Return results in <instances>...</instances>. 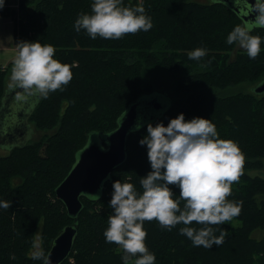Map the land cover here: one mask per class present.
Segmentation results:
<instances>
[{
    "label": "trees",
    "instance_id": "trees-1",
    "mask_svg": "<svg viewBox=\"0 0 264 264\" xmlns=\"http://www.w3.org/2000/svg\"><path fill=\"white\" fill-rule=\"evenodd\" d=\"M92 2L20 0L21 16H17L15 9L8 10L14 17L16 44L37 39L52 43L56 46L55 58L67 63L78 61V66L72 69L73 79L64 90L57 89L47 98L40 97L28 117V122L37 128L57 125V132L38 142L15 146L8 155L0 156V199L11 202L9 208H0V264L43 263L42 259L28 256L35 239L34 228L40 221L45 255L58 232L66 225L76 224L72 250L61 264H123V249L106 242L103 235L112 214L107 188L117 179H130L142 191L140 177L151 168L147 148L139 140L147 134L149 122L155 125L163 121L167 125L170 118L181 112L186 119L211 118L222 138L235 137L239 141L246 153L244 169L259 166L264 155V150L257 153L263 146L264 135L255 132L250 119L252 111L248 109L255 100L261 104L264 93L212 94L210 89H226L264 79V46L255 59H250L247 52H240L220 62L214 60L217 56L211 51L232 48L226 42L227 34L235 24L241 23L234 11L223 3L196 0H124L126 5L144 4L153 20L152 29L127 33L120 39L99 36L91 39L83 29L75 31L73 24L81 11L91 12ZM26 6H32L33 10ZM6 13L5 7L0 9V16ZM255 31L264 34V28ZM200 46L208 49L207 55L199 60L190 59L188 52ZM171 70L177 78V90L186 93L178 100L170 99L156 119L147 120L128 135L126 158L113 169L98 193L99 199L81 196V211L76 219L69 217L54 190L71 169L77 152L86 145L89 133L106 135L113 131L127 108L144 95L156 92L161 98L167 96L165 91L154 90L151 77ZM5 73V69H0V104ZM197 88L201 91L191 92ZM65 101H69L67 106ZM153 111L149 107L141 117ZM16 175L23 181L14 186L11 178ZM251 183L244 192L232 184L228 199L243 201L242 211L235 217L242 220L241 228L210 249L193 246L191 240L181 235L182 223L169 231L156 220L145 221L146 242L156 253V264L172 263L169 248L178 250L184 264H264V239L254 240L248 234L253 228L264 227V179ZM171 187L179 195L180 189ZM213 227L219 235L224 225Z\"/></svg>",
    "mask_w": 264,
    "mask_h": 264
},
{
    "label": "clouds",
    "instance_id": "clouds-1",
    "mask_svg": "<svg viewBox=\"0 0 264 264\" xmlns=\"http://www.w3.org/2000/svg\"><path fill=\"white\" fill-rule=\"evenodd\" d=\"M5 3L6 0H0V9ZM210 3L220 4L225 0H210ZM233 3V11L241 23L228 32L226 42L236 44L250 59H255L264 45V36L253 34L254 29L264 28V0L254 3L233 0ZM252 14H255L254 19H245ZM73 27L77 32L83 29L91 39L97 36L120 39L127 33L149 31L153 20L142 2L126 5L124 0H93L91 12L78 13ZM55 53L56 46L52 43H42L39 39L19 41L9 87H18L24 93L43 98L57 89L63 91L73 79L72 69L78 66V61L62 62L55 58ZM207 53L208 49L200 46L190 50L188 55L190 59L199 60ZM68 103L65 101V106ZM141 126L137 123L134 127L138 130ZM139 143L147 148L151 170L140 177L142 191L130 179L113 182L109 201L112 214L108 216V226L103 232L106 242L123 249V264H156V253L146 242L145 221L156 220L169 231L182 223L184 226L179 228V233L191 240L193 246L210 249L222 244L228 231L221 227L220 235H216L213 225H223L238 216L243 208L242 200L228 199L232 195L233 182L244 172L246 153L239 141L222 138L211 118L194 116L186 119L185 113L181 112L170 118L167 125L163 121L155 125L149 122L147 134ZM172 185L180 189L179 195ZM79 195L99 199L98 194L85 191ZM10 206V201L0 199V208ZM29 256L42 259L43 264H51L44 254L39 232Z\"/></svg>",
    "mask_w": 264,
    "mask_h": 264
},
{
    "label": "water",
    "instance_id": "water-1",
    "mask_svg": "<svg viewBox=\"0 0 264 264\" xmlns=\"http://www.w3.org/2000/svg\"><path fill=\"white\" fill-rule=\"evenodd\" d=\"M254 3L255 0H250ZM229 9L233 11V0H225ZM254 19L255 14L245 19ZM264 93V79L255 90V94ZM154 95L150 99H143L144 96ZM144 95L138 101L132 103L118 120L117 127L106 134L101 141L103 146L97 144L85 145L76 154V160L65 178L54 190L56 198L60 200L66 209L69 217L76 219L82 208L81 191L96 195L101 190V185L109 179L113 169L123 163L126 158V146L128 135L133 132L135 125H141L147 120L156 119L167 104H164L156 92ZM23 96L22 104L18 111H14L18 97ZM38 94L29 95L22 89L5 87L0 104V144L3 147L8 145L10 149L15 146L26 144V136L29 129L28 117L39 101ZM149 107L153 113L147 117H141L142 113ZM16 112V113H15ZM14 119H11L12 116ZM147 118V119H146ZM92 196V195H85ZM77 234L76 224H69L63 227L52 240L46 254L51 264H61L72 250L73 242ZM43 264V263H42Z\"/></svg>",
    "mask_w": 264,
    "mask_h": 264
},
{
    "label": "rangeland",
    "instance_id": "rangeland-1",
    "mask_svg": "<svg viewBox=\"0 0 264 264\" xmlns=\"http://www.w3.org/2000/svg\"><path fill=\"white\" fill-rule=\"evenodd\" d=\"M199 1L200 3H209L210 0H196ZM7 10V13L3 16H0L1 18H10L14 20V17L10 14H8V10H12L15 9L18 12L17 16H21V9L23 6H21L20 0H6L5 6H4ZM29 7V6H26ZM30 11L33 10V7L30 6ZM7 15V16H6ZM16 16V17H17ZM3 21V20H2ZM1 28V27H0ZM12 33V30H11ZM263 32L260 31H255L253 32V34H262ZM264 36V34L262 35ZM11 42V41H10ZM13 45V44H12ZM264 45H262L263 47ZM232 47L229 50H215V51H211L213 53V55L217 56V58H215L214 60L216 62H220L222 61V58H226V57H231V56H236L238 53L240 52H246L245 50L239 48L236 44H231ZM12 66L7 68V75L5 74L4 76V84L5 87L7 89H9V83H10V75H11V70H12ZM151 82H152V86L154 88V90H160V91H165L167 92V96L161 98L160 100L164 103V104H168L171 100H178V98H180L181 96H183L186 92L182 91V90H177V78L172 74V70L171 71H163L161 73L155 74L151 77ZM256 82V81H255ZM255 82H251V84L249 83H241L235 87H229V88H223V89H218V90H213L214 88H210L212 89L211 93L212 94H217V93H225V92H246V93H252L254 94L255 92L252 91V89H255L258 87V85L262 82V80L258 81L257 83ZM15 88V87H13ZM11 88V89H13ZM201 91L200 89H194L191 92H199ZM203 92H205V90H202ZM183 94V95H182ZM154 95H150V96H144L143 99H150L151 97H153ZM22 99L23 96L18 97V102L15 103V109L14 111H18L20 109V105L22 104ZM171 99V100H170ZM255 104H250L248 106L249 112L250 110L252 111L250 113V119L253 123V127L255 132L259 131L261 132V134L263 133L264 135V99L262 100L261 104L259 101L254 102ZM263 103V104H262ZM16 113V112H15ZM15 116L13 115L11 117V119H14ZM29 123V129L27 132V136H26V143L28 142H38L40 140H43L45 137L47 136H51L53 134H55L57 132V128L58 126H53L51 128H37L36 125L33 122H28ZM32 123V124H31ZM91 133L92 136L90 135ZM88 135L87 138V142L86 145H90V144H97L100 147L102 146L101 141L104 140L106 138V135H99L95 132H91ZM235 139V137H234ZM264 150V143L263 146L259 149V151H257V153L262 152ZM8 155V152H2L0 151V156H5ZM260 157V156H258ZM256 158H251V160H256ZM243 174H247L249 177H244V176H240V178L235 182H233V185L236 186L237 185V189H239L241 192H244L248 187H250L252 181L256 180V179H264V155L260 158V165L256 166V167H252V168H245ZM11 181H13V185L16 186L18 184H21V182L23 181V178L19 175H16L14 177L11 178ZM113 188L112 186H110L109 188H107V192L109 197L111 198V194H112ZM241 222L242 220L240 218H233L229 221H225L223 223L224 225V229H226L228 231V235L234 231V230H238L239 228H241ZM41 221L39 222V224H37L34 228L35 230V239L34 242L37 239V232H39V235L42 239V243L43 242V238H42V232H41ZM85 226V224H84ZM249 236L251 239L254 240H262L264 239V227H256L253 228L252 230L249 231ZM219 235H220V231H219ZM33 245V246H32ZM30 251L33 249L34 247V243L32 244ZM167 250H171L169 253V257L172 261L171 264H174V262L176 261V264H184V259L181 256V254L178 252L177 249H167ZM29 251V252H30ZM29 256V255H28ZM30 257V256H29ZM70 262H73L72 259H70Z\"/></svg>",
    "mask_w": 264,
    "mask_h": 264
},
{
    "label": "crops",
    "instance_id": "crops-1",
    "mask_svg": "<svg viewBox=\"0 0 264 264\" xmlns=\"http://www.w3.org/2000/svg\"><path fill=\"white\" fill-rule=\"evenodd\" d=\"M3 20V21H2ZM14 20L10 18L0 17V69H5L13 65V59L16 54V42L14 38L15 25ZM12 30V33H11ZM11 41V42H10ZM13 44V45H12ZM0 144V151L9 152L10 146Z\"/></svg>",
    "mask_w": 264,
    "mask_h": 264
}]
</instances>
